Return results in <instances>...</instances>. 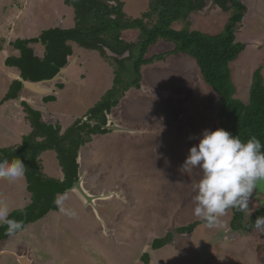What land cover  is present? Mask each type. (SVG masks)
Returning a JSON list of instances; mask_svg holds the SVG:
<instances>
[{"label":"rangeland","instance_id":"rangeland-1","mask_svg":"<svg viewBox=\"0 0 264 264\" xmlns=\"http://www.w3.org/2000/svg\"><path fill=\"white\" fill-rule=\"evenodd\" d=\"M120 1L126 15L131 17L140 16L150 4V0ZM263 2L245 0L248 12L243 21L249 25L236 31V38L247 42L245 50L230 63L235 97L243 101L248 99L253 71L262 67L264 79V19L257 15L264 14ZM229 14L230 11L209 1L207 7L190 16L191 28L215 34ZM74 17L72 7L64 0H0V100L12 79L19 76L16 67L5 64L7 56L19 53L12 42L37 37L44 28L72 27ZM181 26L182 23L174 24L177 29ZM138 34V30H127L122 36L126 41H135ZM30 46L37 56L43 55V44L30 43ZM73 47L77 55L70 60L68 79H76L77 84L57 86L59 97L52 100L48 106L51 109L47 110L56 118L45 117L59 126L60 133L77 118L87 120L84 116L89 115L88 109L113 85L115 75L111 58L115 54L108 51L107 59L96 50ZM172 48L173 44L164 40L151 46L147 56L165 53V57L144 66L140 86L126 90L111 108L109 115L113 123L132 132L95 134L81 148L84 150L81 172L85 173V179L91 175L86 188L97 194L113 192L117 196L101 200L96 205V216L74 192L59 195L58 198H67L57 209L26 225L1 245L0 264H24L17 256L26 257L31 261L29 264H118L120 261L142 264L137 259L146 250L151 253L144 260L153 257L155 264H205L194 259L193 248L188 252L181 250L177 246L181 240L158 249L150 246L167 232L176 235L177 228L199 222L201 225H196L186 237L190 245L197 246L203 237L208 240L215 231L229 228L232 216L229 209L210 227L193 214L196 194L193 186L202 173L199 169L184 173L181 165L190 147L198 144L202 131L218 128L214 116L219 97L204 82L194 58L167 53ZM14 100L0 103V149L19 144L32 130L27 108L16 105ZM193 134L196 138L190 139ZM39 159L44 174L61 176L55 151H46ZM28 202L23 176L15 181L0 178V205L11 211ZM61 207L73 214L62 212ZM262 207L264 188L250 201L246 221ZM111 227L115 237L108 233ZM226 239L213 246L210 264H264V233L253 229L248 233H231Z\"/></svg>","mask_w":264,"mask_h":264},{"label":"trees","instance_id":"trees-1","mask_svg":"<svg viewBox=\"0 0 264 264\" xmlns=\"http://www.w3.org/2000/svg\"><path fill=\"white\" fill-rule=\"evenodd\" d=\"M108 1L105 4L102 0H64L74 11V26H55L43 29L34 38H18L12 42L13 48L19 51L18 55L11 54L5 59L6 65L18 69L23 80L36 82L56 76L74 56L76 49L73 45L96 50L107 59L110 58L108 51L115 54L111 57L115 71L113 85L88 109L87 121L77 118L60 133L58 125L44 122L38 110L25 101L21 102L27 108L25 111L32 130L22 137L19 144L0 149V159L11 161L19 158L25 163L23 178L29 202L11 210L9 216L22 221L23 228L57 209L58 196L64 194L78 178V149L89 142L93 134L108 132L102 128L107 121L106 114L129 87L140 86L143 66L165 56L164 53L145 57L149 47L159 40L173 44L172 50L167 53L194 58L204 82L218 94L214 116L217 127L239 135L242 140L255 136L264 145V79L261 68L253 72L248 99L243 101L235 97L236 89L229 65L244 48V44L236 39V31L246 11L242 0H215L221 9L230 11L222 29L215 34L191 28L190 16L203 10L207 0H150L148 9L138 17L127 16L122 1ZM175 23H182L183 26L177 29ZM127 30H138V38L135 41L124 40L122 35ZM30 43L43 44V55L37 56ZM126 51L128 55L123 56ZM57 86L63 87L62 83ZM21 88L22 82L13 79L0 103L16 98ZM43 100L52 101L55 96L49 95ZM46 150L55 151L60 177L42 172L39 157ZM230 210L231 227L244 231L255 229L256 217L264 216V207L257 209L248 221L244 211ZM198 223L181 227L179 231L190 233ZM7 236V225L0 224V241ZM168 239L169 235L155 240L153 247L162 246Z\"/></svg>","mask_w":264,"mask_h":264},{"label":"clouds","instance_id":"clouds-1","mask_svg":"<svg viewBox=\"0 0 264 264\" xmlns=\"http://www.w3.org/2000/svg\"><path fill=\"white\" fill-rule=\"evenodd\" d=\"M245 13L242 18V22L244 20ZM244 50L245 48H243L241 52H243ZM125 54L128 55V52L126 51L123 56H126ZM145 57L149 58L150 56L146 55ZM129 88H133V87H129ZM88 116L85 115L84 118L88 119ZM81 121L83 122L87 120H84L81 117ZM91 124L93 125V122ZM189 138L195 139L196 137L193 134ZM83 146L84 145H81V147L78 149L79 153H77L76 156V161L78 155L81 156L80 164L77 162L79 174L81 172L82 153H83V150L81 148ZM262 148H264V145H262L260 139H258L255 136L250 137L247 140H242L239 135H233L230 131L224 128H216L215 130L204 129L200 135L198 144H193L190 147L189 153L186 156L183 164L181 165V170L184 173L189 174L192 172L193 169H199L202 173L199 181L193 186L194 191L196 193L194 196L195 207L193 209V214L196 217L202 218L204 222L211 227L217 224L220 221V218L223 217L229 209H237L239 211L247 212L249 208V203L253 199L254 194L256 195L257 192L261 190V188H264V151H262ZM46 151H54V150H46ZM25 171H26V166L22 159L17 158L11 161L7 159H0V178L7 179L9 181H15L20 177L24 176ZM84 177H85V173H84ZM67 189L66 192H69L67 191ZM108 193H113V192H108ZM66 198H67L66 196L58 198L56 200L57 205L58 206L61 205L63 200ZM98 201L100 202L101 200ZM61 211L65 212L68 215L73 214L72 212L68 211L67 209H64L63 207H61ZM9 216H10L9 208L7 206L0 205V224L7 225V234L11 236L19 233L25 227L23 228L22 221H16L14 219H10ZM197 225H201V224L198 223ZM229 226L230 227L227 228L229 230L227 231V234L228 233L231 234L235 232L236 233L238 232L240 234L249 232V231H244L243 229L232 228L231 224ZM254 228L264 233V216L256 217ZM176 230L179 233H184V232H180L179 228H177ZM171 233L172 232H167L164 235L165 237L169 235L170 239H168L162 246L169 244L171 238L175 235ZM217 233L218 231L216 232V235H214L215 234L214 233L212 236H210L211 240L213 237H217L218 235L222 234L219 233L217 235ZM225 239H226L225 236L224 237L222 236L221 238L219 237V239H217V242L219 240L225 241ZM205 241L206 240L204 239L202 240V242L204 243ZM217 242L214 241L212 242V244ZM150 246L153 247V244L151 243ZM162 246L157 248L153 247V248L158 249L161 248ZM198 246L199 245L195 247ZM150 253L151 251L146 250L143 253H141L143 254L141 257H143L144 259V257ZM21 257L22 259L27 260L26 257L24 256ZM137 260L139 261V259ZM139 262H141L142 264L143 262L144 264H149L150 262H153V257H150L149 260L146 261L143 260V262L142 261ZM120 264H124V263L120 261ZM127 264H137V263L135 261V262H128Z\"/></svg>","mask_w":264,"mask_h":264},{"label":"water","instance_id":"water-1","mask_svg":"<svg viewBox=\"0 0 264 264\" xmlns=\"http://www.w3.org/2000/svg\"><path fill=\"white\" fill-rule=\"evenodd\" d=\"M211 1V3L216 4L215 0H209ZM102 2H104L105 4H108L109 1L108 0H102ZM245 45L247 46V42H244ZM246 48V47H245ZM71 62H69L65 67L61 68L57 75L54 76L52 79L49 80H55L56 78L62 76L65 74V72L67 71V69L69 68ZM21 82H22V86L26 87V88H31V89H37L38 85L43 82V81H49V80H41V81H36V82H30L28 80H23L21 77L18 78ZM103 129H106L110 132H118L121 130H126L128 132H132L131 129H127L124 128L120 125H116L113 123V119L110 117L109 114H107V123L105 125L102 126ZM80 160H81V156L78 155L77 157V162L80 164ZM84 174H79L77 180L71 185V187H69L67 189V191H71L74 192L77 196H79V198H81V200L83 201V205L91 208L96 215H98L97 210H96V205L99 202L98 200H104L107 198H111L113 196H117L116 193H100L97 194L96 192H91L90 190H88L85 186H84ZM223 234V233H222ZM222 234L218 235L217 237H213L211 241H209L207 244L204 242H201V244H199L198 247H196L195 250V258H197L200 262L202 261V258L204 256V254H206V250L207 247L209 245L212 244V242L217 241V239H219V237L221 238ZM19 260H21V262H23L24 259H22V257H19Z\"/></svg>","mask_w":264,"mask_h":264},{"label":"crops","instance_id":"crops-1","mask_svg":"<svg viewBox=\"0 0 264 264\" xmlns=\"http://www.w3.org/2000/svg\"><path fill=\"white\" fill-rule=\"evenodd\" d=\"M243 1V3L245 4V6H246V13L248 12V8H247V4L245 3V0H242ZM264 1V0H263ZM208 3H209V1H207V3H206V5H205V7H207L208 6ZM264 3V2H263ZM256 10L255 11H257V6H256V8H255ZM245 13V14H246ZM257 15H259L261 18H263L264 19V14H262V13H257ZM243 23H244V21H243ZM44 29H47V28H44ZM75 55H77V53H75ZM67 74V75H66ZM63 77H65V79L64 78H61V76L60 77H58V78H56L55 80H49V81H43V82H41L39 85H38V87H37V89H31V88H26V87H23L22 86V88L19 90V92H18V94H17V97H16V101L14 100V99H8L7 101H12V100H14L15 102H16V105H18V106H21V102L22 101H25V102H27V103H29V105L32 107V108H34V107H36V108H34V109H37V110H39L40 112H41V115H42V119H44V121L45 122H47V123H51L52 121H49V120H46L45 119V117H47V118H50V119H55L56 117H52L51 116V113H48V111L47 110H50L51 109V107H48L49 105H50V103L52 102V101H48V102H45L43 99L45 98V97H47V96H49V95H54L55 96V98H57V97H59V96H56V94L58 93V87H57V84H59V83H62V84H64V83H68V82H77L76 81V79H68L69 77H68V69H67V71L65 72V74L64 75H62ZM18 78H20V75L19 76H15L13 79H18ZM12 79V80H13ZM59 79H60V81H59ZM19 80V79H18ZM11 83V82H10ZM77 84V83H76ZM8 88V87H7ZM6 92H7V90H6ZM34 95H37L38 97H39V100L38 101H34L33 100V96ZM20 97H22V98H20ZM6 101V102H7ZM34 103V104H33ZM19 108V107H18ZM132 130V129H131ZM92 151H93V148H92ZM17 208H19V207H17ZM15 209V208H14ZM13 210V209H12ZM11 212V211H10ZM43 218V217H42ZM41 218V219H42ZM40 220V219H39ZM38 221V220H37ZM37 221H35V222H37ZM35 222H33V223H35ZM32 224V223H31ZM208 226V225H207ZM207 228V227H206ZM213 232V231H212ZM192 233V232H191ZM191 233H184V234H186L187 236L186 237H188V235H190ZM215 233V232H214ZM185 236V235H184ZM210 236H212V235H209V237H208V239L210 238ZM176 237H177V235H174L172 238H171V240H170V242H169V244H171V246L173 245V243H174V241L176 240ZM203 239H205V237H203ZM190 240V239H189ZM191 241V240H190ZM192 244V246H193V243H191ZM168 245V244H167ZM117 250H119V249H117ZM213 250H215V248L213 247ZM210 252H212L211 250H210ZM214 252V251H213ZM220 254V253H219ZM15 255V254H14ZM210 255H212L211 253H210ZM17 256V255H16ZM17 257H19V256H17ZM11 258L13 259L14 257H12L11 256ZM195 259V258H194ZM211 259V258H210ZM196 260V259H195ZM197 261V260H196ZM24 264H28L27 262H25L24 261ZM118 264H120V262L118 263Z\"/></svg>","mask_w":264,"mask_h":264},{"label":"flooded vegetation","instance_id":"flooded-vegetation-1","mask_svg":"<svg viewBox=\"0 0 264 264\" xmlns=\"http://www.w3.org/2000/svg\"><path fill=\"white\" fill-rule=\"evenodd\" d=\"M247 10V9H246ZM248 25H249V23H246L245 24V22L243 23L242 21H241V24L238 26V29L239 28H243L244 26H246V27H248ZM237 29V30H238ZM252 35L254 34V33H251ZM242 43H244V41L243 40H240ZM246 47V45H245V43H244V48ZM240 54H241V52H240ZM239 54V55H240ZM261 69H262V67H260ZM34 98H33V100L34 101H38L39 100V97L37 96V95H34L33 96ZM107 133H110V132H107ZM79 153V152H78ZM83 154H84V150H83ZM91 177V175L90 176H88L86 179H85V182H84V185H85V187L86 186H88V181L91 179L90 178ZM88 178H89V180H88ZM92 181V180H91ZM90 181V182H91ZM89 189V188H88ZM90 190V189H89ZM91 191V190H90ZM92 191L93 192H95L93 189H92ZM98 204V203H97ZM92 214H94L95 215V213H94V211L92 210ZM213 231V230H212ZM215 231V230H214ZM213 231V232H214ZM227 231H229L228 229H226L224 232H223V230H220V231H218V233H217V235L219 234V233H222L223 232V234H222V236L224 237H226V236H228L229 235V233L227 234ZM239 231H241V230H239ZM216 232L217 231H215V234L214 235H216ZM110 235H112V236H116L115 235V233H114V230H113V228L111 227V228H109V232H108ZM225 233V234H224ZM15 235V234H14ZM14 235H11V236H7L6 238H3L0 242H1V245H3V243H5L6 241H8V240H10ZM185 235V236H184ZM186 234H184V233H179V232H177V237H176V242H178V241H180L181 240V242H180V244L179 245H177L181 250H183V251H186V252H188L189 250H191V248H193V249H195L196 247L195 246H192V245H190L189 243H188V240H187V238H186ZM221 236V237H222ZM205 240V239H204ZM211 240V238H209L208 240H206L205 241V243L207 244L209 241ZM219 241H223V240H219ZM218 241V242H219ZM174 243V245L175 244H177V243ZM201 242L202 241H200V243L199 244H201ZM217 242V241H216ZM199 244H197V245H199ZM213 245H216V243H213L212 245H210V246H212L211 248H210V246H208L207 247V252H206V254H204V256H203V258H202V263H205V264H210V258L213 256V251H215V250H211L212 248H213ZM210 250L212 251V252H210ZM147 253V252H146ZM210 253L212 254V255H210ZM218 255H219V253H217ZM143 255V254H142ZM141 255V256H142ZM196 255V254H195ZM194 255V256H195ZM197 261H199L197 258H195ZM143 257H141V258H139V261H142L143 262ZM25 261V260H24ZM24 261H23V263H24ZM3 262H4V259H3ZM29 264V263H28ZM143 264H144V262H143Z\"/></svg>","mask_w":264,"mask_h":264},{"label":"bare ground","instance_id":"bare-ground-1","mask_svg":"<svg viewBox=\"0 0 264 264\" xmlns=\"http://www.w3.org/2000/svg\"><path fill=\"white\" fill-rule=\"evenodd\" d=\"M25 262L30 263L28 260H25Z\"/></svg>","mask_w":264,"mask_h":264}]
</instances>
